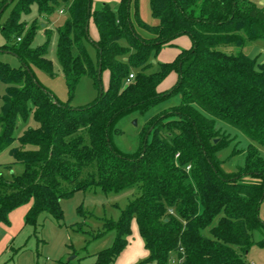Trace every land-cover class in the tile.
Wrapping results in <instances>:
<instances>
[{
	"label": "trees",
	"instance_id": "obj_1",
	"mask_svg": "<svg viewBox=\"0 0 264 264\" xmlns=\"http://www.w3.org/2000/svg\"><path fill=\"white\" fill-rule=\"evenodd\" d=\"M91 3L0 0V19L10 8L1 24L7 43L0 45V53L21 62L14 67L0 60V81L6 84L0 153L10 148L15 163L23 165L19 173L0 168V223L32 201L25 223L38 232L44 217L61 224V201L76 191L136 189L138 195L119 218L105 221L115 238L96 253L93 264L116 263L134 218L149 250L141 264H169L173 252L179 264H247L252 247L264 248V239H255L256 232L264 231V63L223 47L264 40V7L255 0H149L157 19L151 23L141 17L139 0H120L116 8L105 3L95 10ZM34 4L40 15L64 7L68 18L57 28V59L70 93L83 76L100 86L93 102L71 107L37 80L34 67L51 75L55 68L46 55L50 31L34 47L39 19L22 20ZM91 19L98 39L90 37ZM184 34L192 46L148 72L151 58ZM104 69L109 70L106 90L101 87ZM133 69L135 77L128 81ZM172 71L178 74L176 84L159 90ZM178 93V106L146 122L138 152L126 153L113 143V132H120L118 119L144 114ZM30 116L37 126H27L16 137L18 122L27 123ZM217 120L251 140L245 163L236 171H226L218 156L229 140Z\"/></svg>",
	"mask_w": 264,
	"mask_h": 264
},
{
	"label": "rangeland",
	"instance_id": "obj_2",
	"mask_svg": "<svg viewBox=\"0 0 264 264\" xmlns=\"http://www.w3.org/2000/svg\"><path fill=\"white\" fill-rule=\"evenodd\" d=\"M119 1L92 0V10L101 7L105 3L116 8ZM255 1L259 6L264 7V0ZM139 8L140 15L145 21L151 23L157 22V19L151 14L149 0H139ZM62 10L64 12H61ZM9 11L10 8L3 13L0 19V45L7 43L1 24L7 18ZM131 14L134 20L133 6ZM35 18L39 19L38 23H40L41 28L37 32L33 46L36 47L44 43L47 40L46 30H49V45L46 55L53 61L55 68V75H51L43 69L34 67L37 80L49 89L59 101L67 102L71 107H82L93 102L99 96L100 86H97L91 77L83 76L77 83L73 93H70L67 81L57 59V28L68 18L64 7L60 5L50 15H40L37 5L34 4L31 12L24 14L22 20L31 23ZM89 29L90 37L97 39L99 34L93 19L89 24ZM145 34L147 35V33ZM181 36L185 38H182L179 43L177 41V45L172 44L164 47L156 56L151 58L152 64L148 65V72L156 71L159 69L161 62L174 58L179 49L181 51L184 46L182 43L183 39H188L192 42L189 35L184 34ZM88 50L91 56L96 58L95 48L92 44L88 45ZM223 50L233 53L243 52L252 58L258 56V62L264 63L263 39L250 41L243 48L231 46L223 47ZM0 60L14 67L21 65L20 60L10 53H0ZM132 72L136 73V69H133ZM177 78L178 74L172 71L160 82L158 89L171 90L176 84ZM108 84L109 70L104 69L102 71L101 87L106 90ZM5 90L6 84L0 81V103ZM180 102L181 94H173L144 114L134 112L121 117L115 124L120 132H113V143L126 153L134 154L138 152L142 145V131L146 122L152 117L178 106ZM27 126H37V122L33 117L30 116L27 123L18 122L15 130L16 137L21 135ZM217 127L221 128L224 137L229 140V146L218 152L219 158L223 161L222 166L226 171H236L245 163V149L251 143V140L241 131L221 120H217ZM16 144L17 142L14 143V145ZM235 149L237 152L233 154ZM0 168L4 169L7 174L19 173L23 170V165L15 163L14 156L10 148H8L0 153ZM137 195L136 189L109 193L102 192L100 189L76 191L73 195L65 197L61 201L64 211V220L61 224L53 217L47 216L42 219L43 226L39 228L38 232H35L32 226L25 225V217L22 216L20 218L18 215L15 216L11 231H14V227L19 231L16 233L17 237L14 241H11L12 238H10L9 224L1 222L0 264H93L96 253L110 247L115 238V232L105 228V221L107 219L117 220L122 209ZM27 205L22 204L12 211L17 210L20 212V210L28 207ZM9 215L8 219L10 221ZM260 216L264 220V201L261 205ZM20 221L21 224H18ZM128 238L129 242L118 256L115 264H141L149 256V250L145 246V240L139 232L135 218L132 220L131 233ZM255 239H264V231L256 232ZM252 263L264 264V248L258 246L252 247L249 255H247V264ZM144 264L156 263L148 262ZM169 264H179L177 253H172Z\"/></svg>",
	"mask_w": 264,
	"mask_h": 264
},
{
	"label": "crops",
	"instance_id": "obj_3",
	"mask_svg": "<svg viewBox=\"0 0 264 264\" xmlns=\"http://www.w3.org/2000/svg\"><path fill=\"white\" fill-rule=\"evenodd\" d=\"M120 2V1H119ZM92 20V19H91ZM91 20H90V22H91ZM44 25H46V24H44ZM97 28V27H96ZM98 31V30H97ZM98 37H99V35H98ZM182 38H185L184 36L182 37H177L176 39H174L173 40V42H172V44H175V45H177V41H178V43L182 40ZM98 39V38H97ZM184 41L182 42L183 44H184V46L182 47V49H189L191 46H192V42L190 41V40H188V39H183ZM165 47H167V46H165ZM164 48V47H163ZM162 48V49H163ZM178 51V50H177ZM181 51H180V49H179V51L177 52V54L175 55V57L174 58H171L170 60H165V62H170V61H173L177 56H178V54L180 53ZM28 205V207H25L24 209H22V210H20V212L19 211H17V210H14V211H12L11 213H10V215H9V218H10V221L9 222H6L7 224H9V230H10V238H12V240L11 241H14L15 240V238L17 237L16 235V233H18V231L19 230H17V229H15V227H14V231H11L12 230V227H13V221H14V219H15V216H20V218L23 216V217H26V213H27V211H28V209L30 208V206H31V204H32V201L31 202H29V203H27ZM17 211V212H16ZM14 212H16L15 214H14ZM21 224V221L20 222H18V224ZM25 225H26V223H25ZM19 229V228H18ZM21 229V228H20ZM250 253V252H249ZM249 253H248V255H249ZM252 264H255V263H252Z\"/></svg>",
	"mask_w": 264,
	"mask_h": 264
},
{
	"label": "built area",
	"instance_id": "obj_4",
	"mask_svg": "<svg viewBox=\"0 0 264 264\" xmlns=\"http://www.w3.org/2000/svg\"><path fill=\"white\" fill-rule=\"evenodd\" d=\"M61 12H64V11L62 10ZM134 77H135V73L132 72V73H130L129 78H128L127 80L130 81V80H132ZM0 259H1V254H0ZM180 262H181V259H178V263H180Z\"/></svg>",
	"mask_w": 264,
	"mask_h": 264
},
{
	"label": "water",
	"instance_id": "obj_5",
	"mask_svg": "<svg viewBox=\"0 0 264 264\" xmlns=\"http://www.w3.org/2000/svg\"><path fill=\"white\" fill-rule=\"evenodd\" d=\"M11 1V0H10ZM8 3H6V5H7ZM4 10V7L0 10V14L2 13V11ZM99 72H101V67L99 68ZM218 141V139H216L215 140V142H217ZM71 259H73V258H71Z\"/></svg>",
	"mask_w": 264,
	"mask_h": 264
}]
</instances>
